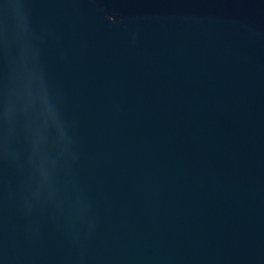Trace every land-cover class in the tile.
Returning a JSON list of instances; mask_svg holds the SVG:
<instances>
[{
  "label": "water",
  "instance_id": "obj_1",
  "mask_svg": "<svg viewBox=\"0 0 264 264\" xmlns=\"http://www.w3.org/2000/svg\"><path fill=\"white\" fill-rule=\"evenodd\" d=\"M0 264H264V0H0Z\"/></svg>",
  "mask_w": 264,
  "mask_h": 264
}]
</instances>
